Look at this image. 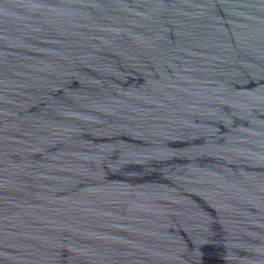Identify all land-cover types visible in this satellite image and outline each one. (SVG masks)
Here are the masks:
<instances>
[{
    "label": "water",
    "instance_id": "water-1",
    "mask_svg": "<svg viewBox=\"0 0 264 264\" xmlns=\"http://www.w3.org/2000/svg\"><path fill=\"white\" fill-rule=\"evenodd\" d=\"M0 264H264V0H0Z\"/></svg>",
    "mask_w": 264,
    "mask_h": 264
}]
</instances>
